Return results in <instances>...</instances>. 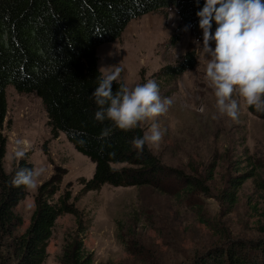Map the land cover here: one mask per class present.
<instances>
[{"label": "rangeland", "instance_id": "374dc122", "mask_svg": "<svg viewBox=\"0 0 264 264\" xmlns=\"http://www.w3.org/2000/svg\"><path fill=\"white\" fill-rule=\"evenodd\" d=\"M185 28L171 6L132 18L117 39L96 47V66L102 75L119 67L118 80L125 87L155 81L161 98L172 99L168 112L157 120L165 130L162 141L146 147L163 165L184 173L196 169L203 176L205 169L213 166L212 178L206 181L207 197L176 201L170 179L163 182V192L150 186L106 184L81 192V179L90 178L93 163L77 152L63 133L50 134L41 102L33 92H16L11 85L4 88L6 110L0 125L5 139L3 170L9 172L17 161L15 140L27 139L31 148L24 159L31 168L46 169L38 185L56 174L59 189L52 200L67 191L69 201L85 220L82 243L92 264H180L210 248H224L228 241L260 236L258 214L264 211V192L258 184H264V120L249 112L243 101L237 120L218 114L214 92L205 79L202 31ZM186 51L193 52L191 69L172 78L154 76L164 65L176 64ZM150 123L140 125L143 135ZM243 148L253 157L255 178L243 181L235 204L226 211L217 194L225 179L236 174L233 166L237 159L243 161ZM35 190L24 189L23 197L13 206L21 218L17 233L28 223ZM194 204L201 206L207 223L197 220ZM73 227L70 214L55 218L41 264H59L63 238Z\"/></svg>", "mask_w": 264, "mask_h": 264}, {"label": "trees", "instance_id": "16d2710c", "mask_svg": "<svg viewBox=\"0 0 264 264\" xmlns=\"http://www.w3.org/2000/svg\"><path fill=\"white\" fill-rule=\"evenodd\" d=\"M203 4L204 0L199 4L196 0H0V125L6 110L5 86L11 85L16 92H33L41 102L50 134L63 133L72 147L93 163L90 178L81 179V192L104 184L150 186L163 192V182L170 179L176 201L209 196L206 181L212 178L213 166L200 176L196 169L184 173L163 165L146 146L138 153L131 142L143 136L140 126L123 131L109 120L97 121L94 114L98 109L91 95L102 77L96 66L98 45L117 39L130 19L170 6L181 23L200 29L196 12ZM215 27L213 22V31ZM194 63L193 52L186 51L176 64L164 65L154 76L172 78ZM122 85L120 80L115 81L113 91ZM245 107L264 120V111ZM104 129L111 131L101 139ZM4 144L0 134V264H41L54 220L65 213L73 217L74 227L63 238L58 263L92 264L82 243L85 220L69 201V193L65 191L52 200L59 189L54 173L36 188L28 223L21 233L16 232L21 218L13 206L23 197L25 188L12 186L11 180L18 170L31 165L24 158L17 159L5 172ZM241 156L243 161L237 159L233 166L236 174L225 179L217 194L218 203L226 211L235 204L243 181L255 178L253 157L245 148ZM258 186L264 192V184ZM192 209L198 221L207 223L200 205L194 204ZM258 216V238L228 241L224 248H210L180 264H264V211Z\"/></svg>", "mask_w": 264, "mask_h": 264}, {"label": "clouds", "instance_id": "9594fccd", "mask_svg": "<svg viewBox=\"0 0 264 264\" xmlns=\"http://www.w3.org/2000/svg\"><path fill=\"white\" fill-rule=\"evenodd\" d=\"M196 2L199 4V0ZM196 16L203 34L200 48L207 59L205 79L214 92L218 114L237 120L241 101L264 111V0H204ZM120 71L115 67L102 75L92 92L98 109L94 118L100 122L109 120L123 131L151 122L144 135L131 142L133 149L142 153L146 145L158 146L162 141L165 130L157 120L168 112L173 101L161 98L159 86L152 80L132 88L122 85L114 92L113 83L119 79ZM110 131L102 130L100 138H106ZM15 145L14 159H23L31 148L27 139L19 137ZM45 170L43 166L22 168L11 185L36 189Z\"/></svg>", "mask_w": 264, "mask_h": 264}]
</instances>
